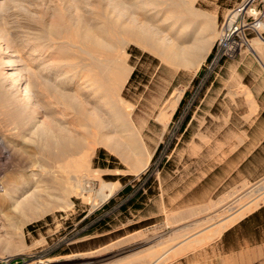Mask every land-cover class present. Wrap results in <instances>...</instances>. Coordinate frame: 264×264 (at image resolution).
Returning <instances> with one entry per match:
<instances>
[{"label":"rangeland","instance_id":"374dc122","mask_svg":"<svg viewBox=\"0 0 264 264\" xmlns=\"http://www.w3.org/2000/svg\"><path fill=\"white\" fill-rule=\"evenodd\" d=\"M23 1L11 0V10L0 13V27L49 36L60 8L68 1L80 4ZM242 1H196L198 9L212 15L213 45ZM252 8L240 18L246 25L237 37L241 46L236 54L207 74L211 51L196 71L135 41L124 44L123 53L113 52L115 65L128 67L120 94L133 105L132 125L149 162L134 171L118 150L98 145L91 166L102 171L103 186L96 181L92 195L72 196L65 208L57 206L60 173L51 149L44 151L37 141L21 147L23 118L8 114L17 106L0 88V264H141L125 259L149 245L167 244L175 234L182 236L170 245L206 229L264 189V64L248 46L259 34L264 37L255 24L264 22V0H255ZM110 38L121 40L120 35ZM260 47L264 55V42ZM71 48L75 53L77 48ZM94 58L84 54L87 63ZM35 177L45 186V201L53 205L25 220L3 192L19 184L33 189Z\"/></svg>","mask_w":264,"mask_h":264},{"label":"bare ground","instance_id":"6f19581e","mask_svg":"<svg viewBox=\"0 0 264 264\" xmlns=\"http://www.w3.org/2000/svg\"><path fill=\"white\" fill-rule=\"evenodd\" d=\"M77 1L80 4L68 1L60 8L58 16L50 22L53 28L49 29V36H40L28 29L20 34L12 26L0 27V88L4 98L17 106L8 114L14 119L23 118L22 148L26 143L37 141L44 151L51 149V157L60 173L61 203L57 206L64 208L73 203L72 196L92 195L96 181L103 184L102 171L91 166L98 145L118 150L131 161L134 171L149 162L132 125L133 105L120 94L128 67L116 66L113 52L123 53L124 44L135 41L145 48L158 50L168 61L196 71L206 60L217 34L212 15L198 9L197 0ZM10 3L11 0H0V13L11 10ZM34 12H31L33 16ZM235 17L236 13L229 17L227 27ZM255 24L264 30V22ZM113 35H120L119 43L112 41ZM262 42L264 37L259 34L248 41V46L264 64ZM71 47L77 48L75 53ZM87 53L93 58L98 54V57L87 63V59L84 60ZM181 93L171 100L172 111ZM5 140L1 139L6 143ZM32 181L37 183L33 189L19 184L3 192L11 196L13 208L20 210L25 220L43 215L53 205L45 201L42 181L36 177ZM262 203L264 189L206 229L170 245L182 236L175 234L170 237L171 242L149 245L128 255L125 262L165 264L213 240L228 225Z\"/></svg>","mask_w":264,"mask_h":264},{"label":"crops","instance_id":"0c3cea01","mask_svg":"<svg viewBox=\"0 0 264 264\" xmlns=\"http://www.w3.org/2000/svg\"><path fill=\"white\" fill-rule=\"evenodd\" d=\"M168 264H264V203Z\"/></svg>","mask_w":264,"mask_h":264},{"label":"built area","instance_id":"2783aa9c","mask_svg":"<svg viewBox=\"0 0 264 264\" xmlns=\"http://www.w3.org/2000/svg\"><path fill=\"white\" fill-rule=\"evenodd\" d=\"M255 0H243L240 2L228 15L231 17L234 13H236L235 20L233 23L227 27L223 26L220 37L213 45V49L208 57V61L205 64V74L214 71L221 61L227 57H233L238 49L241 46V42L237 39L238 35L241 37L240 33L243 30V27L246 25L245 22L240 21L241 16H243L246 12L250 11L252 8V4Z\"/></svg>","mask_w":264,"mask_h":264},{"label":"trees","instance_id":"16d2710c","mask_svg":"<svg viewBox=\"0 0 264 264\" xmlns=\"http://www.w3.org/2000/svg\"><path fill=\"white\" fill-rule=\"evenodd\" d=\"M185 100L182 101V104L184 103ZM179 113V110L175 113V116H177Z\"/></svg>","mask_w":264,"mask_h":264}]
</instances>
